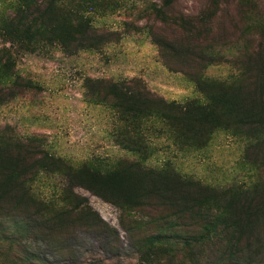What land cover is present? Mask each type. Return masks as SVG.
Wrapping results in <instances>:
<instances>
[{"label":"trees","instance_id":"trees-1","mask_svg":"<svg viewBox=\"0 0 264 264\" xmlns=\"http://www.w3.org/2000/svg\"><path fill=\"white\" fill-rule=\"evenodd\" d=\"M156 1L144 8L146 19L193 31L185 18L168 14L176 0ZM87 2L20 0L14 14L5 17L0 25V36L7 44L0 48V104L14 98L17 88H37L13 70L19 51L43 53L56 48L74 55L97 50L115 38L117 32H101L90 24L84 14ZM156 27L151 23L138 29L147 31L166 67L181 71L194 83L200 98L167 100L135 79L86 77L85 99L109 105L115 118L114 142L140 159L119 161L106 170L46 167L49 157L34 138L23 141L7 134L9 130L1 131L0 264H45L31 239L61 251L70 215L76 211L87 220L93 217L89 205L73 202L63 187L59 202L40 197L38 179L51 170L95 192L127 218L142 210L157 212L156 218L141 214L123 228L130 233L153 226L154 231L140 235L134 243L160 249L169 260L181 253L194 264H250L252 256L262 252L264 181L244 189L214 187L180 173L172 157H165L159 167L142 161L160 150L190 155L204 148L217 130L246 138L251 148H257L256 140L264 136V58L236 67L230 78H211L203 69L228 59L188 38L171 40Z\"/></svg>","mask_w":264,"mask_h":264},{"label":"rangeland","instance_id":"rangeland-1","mask_svg":"<svg viewBox=\"0 0 264 264\" xmlns=\"http://www.w3.org/2000/svg\"><path fill=\"white\" fill-rule=\"evenodd\" d=\"M154 1L87 2L84 14L90 24L101 32L118 33L97 50L74 55L56 48L43 53L19 51L13 70L37 88H17L14 98L0 104V132L9 130L7 134L23 141L34 138L35 144L49 157L46 167L110 169L119 161L140 159L114 142L115 118L109 105L85 99L86 77L105 81L135 79L167 100L184 102L200 98L194 83L184 73L163 64L157 46L139 26L153 23L159 34L171 40L188 38L201 49L219 52L229 61L203 69L202 73L211 78H230L236 67L264 58V0H176L168 14L190 22L194 26L191 33L173 23L146 19L144 8ZM19 4L20 0H0V25L5 17L14 14ZM5 45L0 36V48ZM260 138L256 140L257 148L253 149L246 138L217 130L204 148L190 155L160 150L142 163L159 167L169 156L180 173L202 184L244 189L264 181V136ZM37 183L38 193L44 200L59 202L63 187L69 190L72 201L86 202L93 212L88 220L76 211L70 215L71 224L62 232L64 248L61 251L30 240L45 264H194L181 253L169 260L160 249L141 248L134 243L140 235L154 231L153 226L134 228L130 233L123 228L141 214L156 218L157 212L142 210L127 218L112 203L55 170L44 173ZM252 257L250 264H264V248Z\"/></svg>","mask_w":264,"mask_h":264}]
</instances>
